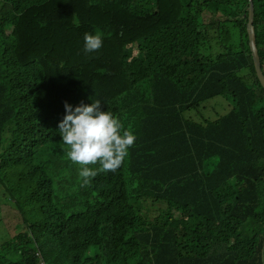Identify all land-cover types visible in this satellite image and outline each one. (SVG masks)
<instances>
[{
    "label": "trees",
    "instance_id": "1",
    "mask_svg": "<svg viewBox=\"0 0 264 264\" xmlns=\"http://www.w3.org/2000/svg\"><path fill=\"white\" fill-rule=\"evenodd\" d=\"M1 2L0 188L27 231L0 264H264V235L255 251L237 232L264 224L250 0ZM253 2L264 74V0ZM96 31L102 47L86 53ZM217 98L233 110L214 121L201 108ZM95 100L136 140L121 170L83 185L58 124L65 102Z\"/></svg>",
    "mask_w": 264,
    "mask_h": 264
},
{
    "label": "clouds",
    "instance_id": "2",
    "mask_svg": "<svg viewBox=\"0 0 264 264\" xmlns=\"http://www.w3.org/2000/svg\"><path fill=\"white\" fill-rule=\"evenodd\" d=\"M102 44V32L84 34L86 53L99 50ZM64 107L66 114L58 124V131L63 145L66 146L67 158L79 166L78 175L83 185L90 183L91 179L100 172H116L128 155L129 149L134 145L135 134L125 128L111 111L101 110L100 100H95L90 105L81 103L75 108L65 102ZM93 165L99 167L93 168L91 167ZM239 223L243 228L242 230L239 227L237 230L240 238L247 236L252 244L257 236L254 226L264 227V224H252L248 219ZM263 235V231L258 233L260 238Z\"/></svg>",
    "mask_w": 264,
    "mask_h": 264
},
{
    "label": "rangeland",
    "instance_id": "3",
    "mask_svg": "<svg viewBox=\"0 0 264 264\" xmlns=\"http://www.w3.org/2000/svg\"><path fill=\"white\" fill-rule=\"evenodd\" d=\"M1 3L2 2L0 0V8H1ZM204 18L207 19L206 17H204ZM213 18H214V16H213ZM217 18H218V16H217ZM232 33L236 34L237 30L233 31ZM219 34H220V32L217 30V35H219ZM244 75H245V72L241 73V76H244ZM149 88H150V85H147V84H143V85L139 86L138 90L134 94H131L130 99H133L134 101L130 102L129 105L130 106L138 105V104H136L135 101H139L141 96H143L145 94V92H149ZM130 99H128V101H130ZM229 103H232V102H229L228 99H226V100H224L223 98L214 99V100L206 103L201 108L202 114L204 116H206V118H210V119L215 121L218 118H221V117L227 115L230 111L233 110V108H230ZM188 116H190V118H191V116H193V115L189 114ZM65 148L66 147H64V149ZM50 152H51V154H53L55 156L58 155L60 160L63 159V155H62V152L60 149H59V154H57L56 148L50 149ZM63 164H64V162H63ZM91 167L98 168L99 166L93 165ZM119 170H121V167H119V169L114 173L113 172H108V173L100 172L99 174H103V176L111 175V174H116ZM10 202H12L10 193L8 191L6 192L5 190L0 188V247L4 244L10 242V240H12L16 235H18L22 231H27V227H25V225L22 224V219H21L20 214L15 213L17 215V218L11 220V218H10L11 210L8 208V205L10 204ZM15 222H17V223H15ZM260 245H261V238L257 235L256 240L253 243L251 250L256 251ZM0 255H4V254L0 253ZM18 256H19L18 254L12 253V254H9L8 256H5V258H7L9 260V262H12V261L18 259Z\"/></svg>",
    "mask_w": 264,
    "mask_h": 264
},
{
    "label": "water",
    "instance_id": "4",
    "mask_svg": "<svg viewBox=\"0 0 264 264\" xmlns=\"http://www.w3.org/2000/svg\"><path fill=\"white\" fill-rule=\"evenodd\" d=\"M254 2L253 0H250V6H249V23H248V35H249V40H250V48L252 51V56L254 60V66H255V71L257 78L264 89V74L261 66V60L258 54V49L256 45V39H255V32H254V27H253V22H254Z\"/></svg>",
    "mask_w": 264,
    "mask_h": 264
},
{
    "label": "built area",
    "instance_id": "5",
    "mask_svg": "<svg viewBox=\"0 0 264 264\" xmlns=\"http://www.w3.org/2000/svg\"><path fill=\"white\" fill-rule=\"evenodd\" d=\"M42 264H44V263L42 262Z\"/></svg>",
    "mask_w": 264,
    "mask_h": 264
}]
</instances>
